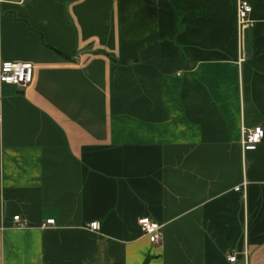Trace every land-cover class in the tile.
<instances>
[{
  "label": "crops",
  "instance_id": "crops-1",
  "mask_svg": "<svg viewBox=\"0 0 264 264\" xmlns=\"http://www.w3.org/2000/svg\"><path fill=\"white\" fill-rule=\"evenodd\" d=\"M247 1L237 27L234 0H0V62L33 65L0 83V264H264V134L239 143L264 131Z\"/></svg>",
  "mask_w": 264,
  "mask_h": 264
},
{
  "label": "built area",
  "instance_id": "built-area-1",
  "mask_svg": "<svg viewBox=\"0 0 264 264\" xmlns=\"http://www.w3.org/2000/svg\"><path fill=\"white\" fill-rule=\"evenodd\" d=\"M234 12L236 25L239 27L242 25L248 17L251 11L250 4L247 0H234ZM33 65L30 62H12V61H1L0 62V83L11 84L18 87L27 86L32 80ZM263 128L259 125L253 126L251 128H241L239 143L241 147L248 144H255L261 140L263 137ZM235 187V190H238ZM12 221L15 226L22 228L25 226L24 222L20 220L18 215L12 216ZM47 224H53V219H46L41 227ZM137 224L144 236L150 243H157L162 238L161 225L155 221L149 219L146 216H142L137 219ZM88 227L92 230L98 228L97 222L92 221L88 223ZM235 259L234 254L227 255L228 261H233Z\"/></svg>",
  "mask_w": 264,
  "mask_h": 264
}]
</instances>
